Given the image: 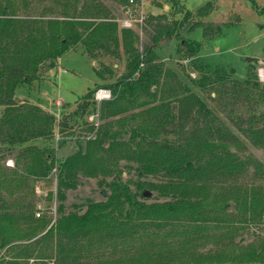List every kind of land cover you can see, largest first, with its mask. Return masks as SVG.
<instances>
[{"label": "trees", "instance_id": "16d2710c", "mask_svg": "<svg viewBox=\"0 0 264 264\" xmlns=\"http://www.w3.org/2000/svg\"><path fill=\"white\" fill-rule=\"evenodd\" d=\"M106 1L120 8L126 4ZM37 2L47 5L39 15L19 14V8ZM169 2L171 18L160 15L140 28L124 29L113 21L116 17L103 0H0V264H28L29 258L69 264L99 251L104 242L133 234L147 248L154 243L159 248L133 256L142 264H264V236L260 249L225 253L223 261L216 252L209 260L182 261L172 249L180 237L189 243L186 239L224 232L232 239L240 224H260L264 190L254 185L255 173L249 172L250 166H257L244 154L247 144L192 89L219 85L226 99L243 95L248 100V85L255 76L250 74L243 86L233 83L230 96L231 89L228 94L222 84L223 68L215 70L214 80V72L206 67L209 73L190 85L167 72L157 51L184 31L201 26L206 33L201 24L187 23L193 14L183 4ZM207 6L197 13L205 16L211 10ZM144 28L150 29V39L139 51L135 42ZM110 42L114 49L109 56L123 59L125 68L116 83L104 86L112 99L100 106L94 139H87L94 127L85 118L94 111V91L59 119L16 100V88L36 80L46 62L52 65L78 48L90 59H104ZM182 45L187 58L197 54V45L184 40ZM117 64L100 67L102 77L111 76ZM194 68L205 70L203 65ZM243 133L252 147L264 148V126L255 127L253 116ZM57 135L75 141L61 161L58 150L67 141L48 144ZM9 159L12 168L6 166ZM125 171H133L138 180L125 181ZM51 174L56 191L55 198L52 192L47 195L49 201H64L65 191L75 189L80 177L105 186L104 199L68 210L60 204L48 226L50 216L35 217L42 197L34 183ZM144 192L154 196L144 197Z\"/></svg>", "mask_w": 264, "mask_h": 264}, {"label": "rangeland", "instance_id": "374dc122", "mask_svg": "<svg viewBox=\"0 0 264 264\" xmlns=\"http://www.w3.org/2000/svg\"><path fill=\"white\" fill-rule=\"evenodd\" d=\"M178 1L193 14L192 19L187 23L201 24L207 34L201 26L184 31L165 43L157 51V55L167 72H175L189 85L198 81L202 75L209 73L206 67H209L210 74L214 72L212 74L214 80L216 79L215 70L223 68L225 71L221 77L225 79L222 84L227 86L228 94L231 89L230 96L232 95L233 83L243 86L250 74L255 76L256 80L251 79L249 87L247 86L250 88L247 90L248 100L242 99L243 95L235 100L226 99L222 91L219 90V85L209 86L206 89H200L194 85L192 89L199 98L205 101L207 107L233 131V134L247 144L248 149L244 154L250 155L257 166V168L253 165L250 166L249 172L255 173L254 185L264 190V148L252 147L243 133V130L249 127L251 116L254 117L255 127L264 126V0ZM103 3L112 10L116 17L113 21L117 22L120 27L117 20L123 16L121 9L124 5L120 8L117 5H111L106 0H103ZM137 3L139 4L140 0ZM143 5L146 16L145 22L160 15L171 18L173 13L169 0H143ZM46 6V4L38 2L33 3L28 7L19 8V14L37 16ZM48 6L55 7L50 3ZM204 6L211 10L205 16H200L197 10ZM153 11L155 13L151 14ZM137 35L139 37H137L135 45L141 51L150 39V29L144 28L143 36H140L139 33ZM182 40L198 46L197 54L194 57H186L188 51L183 48ZM113 49V43H107L105 46L106 58L97 60L90 59L89 55L81 48L67 51L57 60H54L52 65L43 67L40 75L30 85L17 87L16 97L42 108L58 119L64 114L74 112L78 101L86 94L95 91L97 87H108L116 83L122 76L125 61L121 58L116 60L110 57ZM119 50L123 53L122 46ZM96 52V54L100 53V51ZM248 59L249 61H247ZM112 63H118L117 69L113 71L111 76L102 77L100 67ZM194 64L203 65L205 70L197 72ZM254 82L258 83L257 87H255ZM1 113L2 108L0 107V116ZM91 114L88 113L85 118L88 119ZM55 138L50 140L48 144L58 146L62 140L67 141L58 150V161H61L73 151L75 141L71 144L69 140L62 138L56 144ZM8 161H12L14 166L12 159ZM56 169L57 167H55ZM134 175L133 171H125L123 179L125 181L129 179L138 180ZM54 177L55 175L52 176L51 174L50 177L34 183L35 193L38 197H42L39 200L44 208L42 215L47 219H50L49 215L53 211L54 205L58 209L59 205L63 204L64 209L68 210L74 204H83L85 207L87 200L102 201L104 199L101 192L105 186L97 183L95 179L80 177L75 189L65 191L64 201L60 202L58 198L55 201ZM51 192L54 197L53 201L46 199ZM152 195L154 196V193ZM152 195L149 194V197ZM51 223L50 220L48 226ZM123 229L126 231L127 226L125 225ZM262 236H264V220L260 224L245 222L240 224V228L234 233L232 239L224 232L209 233L205 237L197 236L186 239L190 244L187 241L183 242L184 240H181L180 237L178 244L172 249L177 250L175 257L182 261L188 258H195L198 261L209 260L216 254H221L223 261L225 253L232 251L241 253L243 250L252 253L254 249H260ZM134 238L135 234L131 238L127 236L118 238L109 244L104 242L99 251L69 264H142L140 262L142 259L139 260L133 256L145 252L146 249L149 252L154 249L156 252L159 249L155 247V243L153 248H147L145 244L135 241ZM143 241L148 242V239L144 238ZM165 251L163 250V253ZM260 251L258 250V252ZM215 252L216 254H214Z\"/></svg>", "mask_w": 264, "mask_h": 264}, {"label": "built area", "instance_id": "2783aa9c", "mask_svg": "<svg viewBox=\"0 0 264 264\" xmlns=\"http://www.w3.org/2000/svg\"><path fill=\"white\" fill-rule=\"evenodd\" d=\"M138 0H126V4L122 7L123 16L117 20L121 28L124 29H136L140 28L145 21V9L143 5V0H140V3H137ZM112 99V92L109 88L97 87L93 93L92 102L94 104V111L88 117V122L94 127V133L88 137V139H94L95 133L99 127V118H100V106L103 102L109 101ZM56 144L62 138L59 136L55 138ZM7 166H13L12 161L6 163ZM55 171V170H54ZM43 206L41 203H37L35 217H42L43 215ZM51 221L53 222L56 218V207L54 205L53 211L49 215ZM28 264H53L50 261H43L37 258H29Z\"/></svg>", "mask_w": 264, "mask_h": 264}, {"label": "crops", "instance_id": "0c3cea01", "mask_svg": "<svg viewBox=\"0 0 264 264\" xmlns=\"http://www.w3.org/2000/svg\"><path fill=\"white\" fill-rule=\"evenodd\" d=\"M153 13H155L154 11L153 12H151V14H153ZM96 65V64H95ZM115 68H117V65H115L114 66ZM40 75V72H39V74H38V76ZM28 85H30V84H28ZM25 86V85H24ZM17 90V89H16ZM15 90V91H16ZM15 98H16V100H18V101H21V102H27V103H29L28 101H25L24 99H20V98H18V97H16V94H15ZM29 104H31V103H29ZM33 105V104H32ZM44 145V142L43 141H38L37 142V145H39V146H43Z\"/></svg>", "mask_w": 264, "mask_h": 264}, {"label": "water", "instance_id": "95a60500", "mask_svg": "<svg viewBox=\"0 0 264 264\" xmlns=\"http://www.w3.org/2000/svg\"><path fill=\"white\" fill-rule=\"evenodd\" d=\"M247 61H249V59L247 60ZM51 65V62L50 61H48V62H46V65L45 66H50ZM97 65V64H96ZM44 66H42V68H43ZM144 197H149V193L148 192H144Z\"/></svg>", "mask_w": 264, "mask_h": 264}]
</instances>
